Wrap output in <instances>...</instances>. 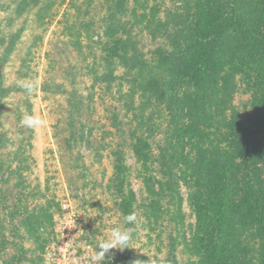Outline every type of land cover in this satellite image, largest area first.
<instances>
[{"label": "rangeland", "instance_id": "rangeland-1", "mask_svg": "<svg viewBox=\"0 0 264 264\" xmlns=\"http://www.w3.org/2000/svg\"><path fill=\"white\" fill-rule=\"evenodd\" d=\"M25 1L20 12L0 9V264L41 263L51 214L67 193L96 253L113 228L132 229L129 246L110 250L99 264H209L204 247L192 242V195H204L205 171L227 175L233 169L227 191L235 202L247 191H264V161L257 152L264 149V50L246 48L250 29L255 36L264 33V0H128L121 22L149 67L157 66L160 52H171L183 19L188 30L208 25L228 33L225 62L232 71L217 67L204 74L217 73L218 109L182 116L194 127L192 137L176 136L173 128L175 109L186 110L184 97L199 105L196 83H179V100L168 109L152 95L145 98L136 73L120 64L107 71L94 42L110 0ZM11 33H19L15 43ZM26 83L35 85L30 94ZM28 115L44 126L26 127L21 121ZM171 155L177 160L168 161ZM118 161L125 167L122 179ZM167 166L178 180L181 215L176 196L161 192ZM115 180L133 193V203L117 194ZM244 202L249 216L233 241V264L256 262L249 249L260 242L255 204ZM130 214L136 221L128 224Z\"/></svg>", "mask_w": 264, "mask_h": 264}, {"label": "trees", "instance_id": "trees-1", "mask_svg": "<svg viewBox=\"0 0 264 264\" xmlns=\"http://www.w3.org/2000/svg\"><path fill=\"white\" fill-rule=\"evenodd\" d=\"M127 2L128 0H110L112 9L104 20H101L103 31L98 34L97 40L94 42L100 45L101 51L104 53L102 59L106 63L107 71L111 73L114 70L112 68L114 64H120L125 67L127 72L136 73V80L139 79L141 82L140 88L145 91V98L148 100L149 95H152L158 101L164 102L168 109H171L172 105L175 106L179 100L176 98L182 92V86L178 87L179 83L183 86H186L183 81L188 84L190 82L196 83L202 96L199 105L194 102H186L189 98L184 97L182 103L185 105L186 110H184V106H179L178 110L175 109L174 124L176 130L173 128V132H177L176 136L186 132L189 137H192L195 133L194 127L190 123L186 126L182 122V116L188 114L195 118V112L197 113V111L209 116L213 110L218 109L219 101L215 100L216 97H220V90L217 87V73H207L206 76L204 74L206 73L205 70L208 71L217 67L221 71L226 69L232 71L230 65L225 62L226 44L229 43L228 33L222 32L223 30L217 31L215 27L208 25H204L197 30H188L183 19V23H176L178 31L181 33L174 36L175 42H172L171 52H160L157 66L149 67L146 60L143 59V53L137 47L131 31L124 22H121L123 14L127 12ZM11 3V0L10 3L9 0L8 2L7 0H0V9L5 12H20L27 2L25 0H15L14 7L11 6L12 9L10 8ZM212 3V6L219 11V6L214 2ZM249 31V37L252 40L248 42L246 48L252 45L257 52H262L261 50H264V33L262 36H255L254 31L251 29ZM232 32H234V29H232ZM18 38L19 33L9 35L11 43H15ZM236 48H238V45H236ZM250 60L252 59H249V61L245 59L244 62L249 63ZM177 80L178 83H176ZM260 81V85L264 86V77ZM1 89L0 83V91ZM259 101L260 104L264 103L263 100ZM261 105L264 106V104ZM198 106L201 108H198ZM73 117H71V120ZM257 152L259 153L258 156L264 161V149H260L258 146ZM141 154L139 153V157L142 156ZM169 160H177V157L171 155ZM117 168L120 169L118 177L122 174V179L125 173L123 162L118 161ZM170 168V166H167L163 173L164 178L160 183L161 192L165 191L171 197L176 196V211L178 215H181L178 180L175 172ZM232 170L230 171L231 174L227 175H219L206 170L203 177L206 189L204 195L199 196L196 193L192 195V202L197 215L193 245L196 248L204 247V258L209 264H233L231 254L234 249L233 241L241 226L242 219L249 216L245 213L247 204L244 202L245 199L249 198L255 204L254 212L256 215L254 219L258 231L256 236L260 240L257 249H249L253 254L252 258H256V262H253L252 259L251 261L253 264H264V191L258 187L260 190H256V196L247 191V197L244 195L237 202L228 199L229 193L227 190L232 187L229 183V175L233 174ZM225 171L227 172V169ZM114 188L126 204L134 202L132 192L127 190L124 193L123 181L117 180ZM232 193L233 189L230 191L231 196ZM155 194L156 196L161 195V193ZM259 197L260 200L258 201ZM127 212L129 213L128 210ZM179 222L182 223L180 218ZM52 229L53 213L50 220V230L52 231Z\"/></svg>", "mask_w": 264, "mask_h": 264}, {"label": "built area", "instance_id": "built-area-1", "mask_svg": "<svg viewBox=\"0 0 264 264\" xmlns=\"http://www.w3.org/2000/svg\"><path fill=\"white\" fill-rule=\"evenodd\" d=\"M94 255L80 211L67 193L53 213L51 239L43 247L40 264H99Z\"/></svg>", "mask_w": 264, "mask_h": 264}, {"label": "clouds", "instance_id": "clouds-1", "mask_svg": "<svg viewBox=\"0 0 264 264\" xmlns=\"http://www.w3.org/2000/svg\"><path fill=\"white\" fill-rule=\"evenodd\" d=\"M23 87L29 92V94L34 90L35 85L32 83H26ZM26 127L36 128L44 126V121L41 118L35 117L33 115H28L21 121ZM136 221L135 214H130L125 217V222L131 224ZM132 239V229H121L119 227L113 228L110 233V238L97 245V253L92 257L93 261L104 260L105 254L112 249H124L127 248Z\"/></svg>", "mask_w": 264, "mask_h": 264}]
</instances>
